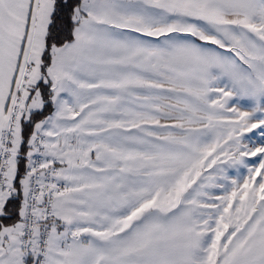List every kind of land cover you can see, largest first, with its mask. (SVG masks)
Listing matches in <instances>:
<instances>
[{
	"label": "snow or ice",
	"instance_id": "obj_1",
	"mask_svg": "<svg viewBox=\"0 0 264 264\" xmlns=\"http://www.w3.org/2000/svg\"><path fill=\"white\" fill-rule=\"evenodd\" d=\"M0 264H264V0H0Z\"/></svg>",
	"mask_w": 264,
	"mask_h": 264
}]
</instances>
